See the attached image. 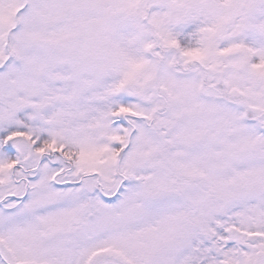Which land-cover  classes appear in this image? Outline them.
I'll list each match as a JSON object with an SVG mask.
<instances>
[{
  "label": "snow or ice",
  "instance_id": "6c2138e0",
  "mask_svg": "<svg viewBox=\"0 0 264 264\" xmlns=\"http://www.w3.org/2000/svg\"><path fill=\"white\" fill-rule=\"evenodd\" d=\"M0 264H264V0H0Z\"/></svg>",
  "mask_w": 264,
  "mask_h": 264
}]
</instances>
